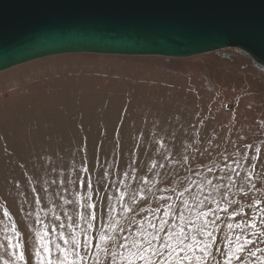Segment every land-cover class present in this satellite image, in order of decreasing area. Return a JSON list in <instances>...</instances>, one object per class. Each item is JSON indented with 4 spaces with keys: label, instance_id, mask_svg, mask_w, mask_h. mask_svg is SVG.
<instances>
[{
    "label": "rangeland",
    "instance_id": "rangeland-1",
    "mask_svg": "<svg viewBox=\"0 0 264 264\" xmlns=\"http://www.w3.org/2000/svg\"><path fill=\"white\" fill-rule=\"evenodd\" d=\"M254 64L225 48L168 58L68 53L1 71L0 264L13 259L6 247L16 240L13 226L35 264V232L55 228L56 217L66 231L73 230L67 227L72 220L76 231L87 228L80 219L88 215L86 203L97 205L91 234L107 231L131 240L138 221L147 226L162 215L165 199L185 215L182 199L189 206L208 193L219 200L208 181L226 188L231 169L225 164L240 173L237 178L232 172L233 180L249 191L241 199L233 186L228 199L247 210L253 197H264V70ZM256 148L260 159L249 163L244 157L255 156ZM185 187L191 192L181 197ZM128 206L132 213L124 211ZM219 215L217 247L228 232L225 221L233 222ZM113 221L124 231L113 233Z\"/></svg>",
    "mask_w": 264,
    "mask_h": 264
},
{
    "label": "water",
    "instance_id": "water-1",
    "mask_svg": "<svg viewBox=\"0 0 264 264\" xmlns=\"http://www.w3.org/2000/svg\"><path fill=\"white\" fill-rule=\"evenodd\" d=\"M225 48L264 69V0H0V72L68 53L168 58Z\"/></svg>",
    "mask_w": 264,
    "mask_h": 264
},
{
    "label": "snow or ice",
    "instance_id": "snow-or-ice-1",
    "mask_svg": "<svg viewBox=\"0 0 264 264\" xmlns=\"http://www.w3.org/2000/svg\"><path fill=\"white\" fill-rule=\"evenodd\" d=\"M160 146H164L162 142ZM248 147L251 145H245V148ZM261 151L256 148L255 156L244 159L249 160V163L250 160H259ZM233 164L236 168L241 167L238 160H233ZM225 168L231 169L226 174V188L208 181L213 186V191L220 193L219 200L212 193H208L203 199L193 197L194 203L191 206L189 200L182 199L180 205L187 210L185 215L179 205L174 210L172 204L165 199L167 207L162 215L155 221L149 220L147 226L138 221L131 240L128 236L109 235L107 231L99 232L98 237L91 234L89 230L94 229L97 220V205L92 203L82 205L89 210L87 216L80 214V219L87 224V228L76 231L73 226L77 222L72 220L67 227L73 230L66 231L65 224L59 223L60 217H56L55 228L44 225L43 230L38 229L35 232V264H88L89 260L92 264H264V248L257 247V243L264 244V197H253L247 210L237 200L228 199V189L233 186L242 193L241 199L247 197L249 191L233 180L232 172L240 178L239 172L229 164H225ZM208 171L211 172L212 169ZM249 184L251 190L257 188L256 184L251 183L250 177ZM84 187L89 191L93 190L87 180ZM197 187L200 188V185ZM190 192L191 189L185 187L180 196ZM120 199H124L123 193ZM132 199L135 202V196ZM141 199L147 203L146 197ZM193 209L196 210L194 216ZM124 211L132 213L134 209L128 206ZM220 213H224L233 222L225 221L228 232L219 240L222 246L217 247V233L223 231L219 227ZM3 215L8 216V211L5 210ZM40 222L44 224L43 221ZM109 228L113 233L124 231L118 221L110 223ZM12 230L16 240L9 239L6 247L12 249L13 259L4 260L3 264H31L26 256V246L20 242V233L15 226ZM53 232L56 233L55 240L52 238ZM217 252L220 258H217Z\"/></svg>",
    "mask_w": 264,
    "mask_h": 264
},
{
    "label": "flooded vegetation",
    "instance_id": "flooded-vegetation-1",
    "mask_svg": "<svg viewBox=\"0 0 264 264\" xmlns=\"http://www.w3.org/2000/svg\"><path fill=\"white\" fill-rule=\"evenodd\" d=\"M218 53H219V52H218ZM219 55H221L222 57H225V58L227 57V54H224V53H220ZM219 57H220V56H219ZM254 65H255V64H254ZM255 67L258 68V69L264 70V69L260 68L259 66H256V65H255Z\"/></svg>",
    "mask_w": 264,
    "mask_h": 264
}]
</instances>
